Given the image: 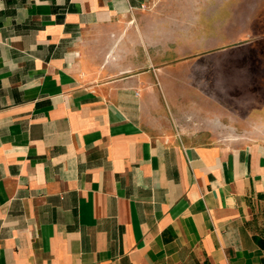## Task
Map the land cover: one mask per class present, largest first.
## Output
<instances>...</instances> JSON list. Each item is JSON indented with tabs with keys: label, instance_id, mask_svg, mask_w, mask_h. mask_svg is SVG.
Listing matches in <instances>:
<instances>
[{
	"label": "crops",
	"instance_id": "obj_1",
	"mask_svg": "<svg viewBox=\"0 0 264 264\" xmlns=\"http://www.w3.org/2000/svg\"><path fill=\"white\" fill-rule=\"evenodd\" d=\"M199 8L0 0V264H264L257 92Z\"/></svg>",
	"mask_w": 264,
	"mask_h": 264
},
{
	"label": "rangeland",
	"instance_id": "obj_2",
	"mask_svg": "<svg viewBox=\"0 0 264 264\" xmlns=\"http://www.w3.org/2000/svg\"><path fill=\"white\" fill-rule=\"evenodd\" d=\"M199 7L208 9L199 8L197 30L208 28L214 44L196 47L202 53L197 61L206 64L212 57L215 68L221 69L223 57L228 58L224 69L229 82L257 92L245 96L246 116L256 115L246 120L264 125V0H199ZM221 37L225 45H217Z\"/></svg>",
	"mask_w": 264,
	"mask_h": 264
},
{
	"label": "built area",
	"instance_id": "obj_3",
	"mask_svg": "<svg viewBox=\"0 0 264 264\" xmlns=\"http://www.w3.org/2000/svg\"><path fill=\"white\" fill-rule=\"evenodd\" d=\"M142 6H146V4L145 3H142Z\"/></svg>",
	"mask_w": 264,
	"mask_h": 264
}]
</instances>
